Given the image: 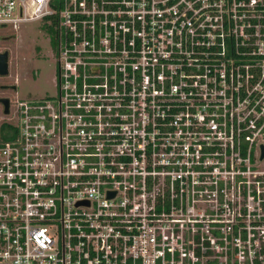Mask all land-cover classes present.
<instances>
[{
	"label": "built area",
	"instance_id": "obj_1",
	"mask_svg": "<svg viewBox=\"0 0 264 264\" xmlns=\"http://www.w3.org/2000/svg\"><path fill=\"white\" fill-rule=\"evenodd\" d=\"M35 21L57 91L5 115L0 264H264V0H0Z\"/></svg>",
	"mask_w": 264,
	"mask_h": 264
},
{
	"label": "rangeland",
	"instance_id": "obj_2",
	"mask_svg": "<svg viewBox=\"0 0 264 264\" xmlns=\"http://www.w3.org/2000/svg\"><path fill=\"white\" fill-rule=\"evenodd\" d=\"M47 27L45 22L35 21L22 24L17 32L0 29V52H10V74L0 78V83L18 85L12 100H40L56 94L59 42ZM6 120L0 107V136Z\"/></svg>",
	"mask_w": 264,
	"mask_h": 264
},
{
	"label": "water",
	"instance_id": "obj_3",
	"mask_svg": "<svg viewBox=\"0 0 264 264\" xmlns=\"http://www.w3.org/2000/svg\"><path fill=\"white\" fill-rule=\"evenodd\" d=\"M10 56L9 52L0 53V77H7L10 74ZM0 104L4 106V113H10V100L7 98H0Z\"/></svg>",
	"mask_w": 264,
	"mask_h": 264
},
{
	"label": "flooded vegetation",
	"instance_id": "obj_4",
	"mask_svg": "<svg viewBox=\"0 0 264 264\" xmlns=\"http://www.w3.org/2000/svg\"><path fill=\"white\" fill-rule=\"evenodd\" d=\"M5 51H7V50H5ZM5 51H2L0 53H3ZM39 52H41V50ZM9 56H10V54H9ZM57 64H58V60H57ZM58 71H59V69L57 70V74H58ZM7 77H9V75ZM0 78H2V77H0ZM3 78H5V77H3ZM17 91H18V85L17 84L5 83V82L4 83H0V98H7V99H9L11 101L12 100L11 99V95L12 94L14 95L15 93H17ZM0 107H1L2 115L5 117L6 114L4 113V110H5L4 106L2 104H0Z\"/></svg>",
	"mask_w": 264,
	"mask_h": 264
},
{
	"label": "trees",
	"instance_id": "obj_5",
	"mask_svg": "<svg viewBox=\"0 0 264 264\" xmlns=\"http://www.w3.org/2000/svg\"><path fill=\"white\" fill-rule=\"evenodd\" d=\"M49 32L51 33V34H55L56 35V31H54L53 29H49ZM6 128V126H2V131H4V129Z\"/></svg>",
	"mask_w": 264,
	"mask_h": 264
}]
</instances>
